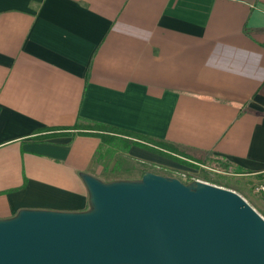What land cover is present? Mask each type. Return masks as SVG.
Masks as SVG:
<instances>
[{"label": "crops", "instance_id": "obj_1", "mask_svg": "<svg viewBox=\"0 0 264 264\" xmlns=\"http://www.w3.org/2000/svg\"><path fill=\"white\" fill-rule=\"evenodd\" d=\"M81 121L186 154L59 130ZM207 158L264 184V0H0V220L85 212L83 176L124 161L136 181Z\"/></svg>", "mask_w": 264, "mask_h": 264}, {"label": "water", "instance_id": "obj_2", "mask_svg": "<svg viewBox=\"0 0 264 264\" xmlns=\"http://www.w3.org/2000/svg\"><path fill=\"white\" fill-rule=\"evenodd\" d=\"M83 179L85 212L0 220V264H264V217L233 190L154 172Z\"/></svg>", "mask_w": 264, "mask_h": 264}, {"label": "rangeland", "instance_id": "obj_3", "mask_svg": "<svg viewBox=\"0 0 264 264\" xmlns=\"http://www.w3.org/2000/svg\"><path fill=\"white\" fill-rule=\"evenodd\" d=\"M117 159H119V162L117 164V167L121 168V165H123V158L121 156H118ZM206 162H209V159L207 158L205 160ZM202 163L203 166H199L198 170L199 172L197 174L193 175H187V174H175L172 178H177L180 179L182 182L186 184L193 183L197 180L204 181L211 183L213 185H217L220 187H224L230 190L235 191L239 195H241L247 202L248 204H251V206L262 216L264 217V203L263 197L259 194H256L254 192L255 189V184H245L243 181L239 180V178L234 177V176H228L224 173V171L214 167L213 163ZM99 165L104 168L105 164L107 163V159H101L99 157ZM124 167L122 170L120 169L118 172H121V175L114 176L110 173H105L103 176L105 181H110V180H122L125 178H131V174H134V170L136 166L134 164L128 163L124 161ZM127 170L126 172L123 173V171ZM106 172V171H105ZM171 177V176H167ZM121 178V179H118ZM264 202V201H263ZM261 205V206H260Z\"/></svg>", "mask_w": 264, "mask_h": 264}, {"label": "trees", "instance_id": "obj_4", "mask_svg": "<svg viewBox=\"0 0 264 264\" xmlns=\"http://www.w3.org/2000/svg\"><path fill=\"white\" fill-rule=\"evenodd\" d=\"M59 130H77L79 132H89L90 134L93 135H97L98 137L101 138L102 142H103V147L104 145H112L114 144L115 140H120L119 138H123V137H128V138H133V144L135 145H139L142 147H145L147 149H150L152 151H156V152H161L159 149L164 150L165 152H171V153H175V154H179V155H183L186 154V151L178 148L175 145L169 144L165 141H158V140H153L150 139L148 137L139 135L137 133H133V132H129L126 130H122L119 128H115V127H111V126H107V125H103V124H99V123H83V121H81L80 123L76 124L74 127L71 128H64V129H59ZM50 130H45V134L41 135V137H39L40 139H46L48 137H50L51 135H48L47 132H49ZM52 131V130H51ZM125 151L128 150L129 148V144H128V140L126 141L125 146L123 147ZM109 150H107L108 152ZM111 153L109 154H115V150L110 151ZM209 159V158H208ZM206 162V161H204ZM206 163H213L214 167L229 173V174H239L241 173L239 170L231 167L228 165V163H224L221 160H217V159H209V162ZM113 181H117V180H110L108 181V183L113 182ZM107 182V181H104Z\"/></svg>", "mask_w": 264, "mask_h": 264}, {"label": "built area", "instance_id": "obj_5", "mask_svg": "<svg viewBox=\"0 0 264 264\" xmlns=\"http://www.w3.org/2000/svg\"><path fill=\"white\" fill-rule=\"evenodd\" d=\"M208 183V182H207ZM211 184V183H210ZM254 192L256 194L261 195L264 198V184L260 183L259 185H257L254 189Z\"/></svg>", "mask_w": 264, "mask_h": 264}]
</instances>
